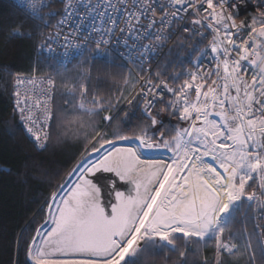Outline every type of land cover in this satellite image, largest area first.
I'll return each instance as SVG.
<instances>
[{
	"label": "snow or ice",
	"instance_id": "6c2138e0",
	"mask_svg": "<svg viewBox=\"0 0 264 264\" xmlns=\"http://www.w3.org/2000/svg\"><path fill=\"white\" fill-rule=\"evenodd\" d=\"M60 2L64 10L57 27L68 26L74 16H79V22L73 31L64 34V42L59 44L61 54L50 47L59 43V32L56 40L49 36L46 44L38 45L60 67L66 68L74 59L91 52L90 45L95 48L93 60L114 64L127 55L143 63L161 45L136 42L165 39L161 29L179 24L184 19L181 13L189 9L198 17L191 21L193 26L213 29L208 51L215 64L203 72L198 68L176 88L169 87L160 73L155 74L157 83L149 79L147 88L142 84L143 113L149 125L140 127V134L134 137L114 133L113 139H108L97 134L90 151L99 153L98 158L78 164L74 171L80 174L68 191L50 198L53 203L48 205L45 225L50 223L51 227L36 230L27 249L26 264H137L150 249L168 247L179 251L178 239L205 244L214 241L216 264H222V255L240 252L235 244L221 238L243 202H255L264 209V0H252L258 14L239 24L227 7L229 0H131V8L128 0ZM48 6L49 0H28L32 16L38 20H44L41 11ZM157 7L161 9L159 20ZM202 11L207 13L204 20L211 17L208 24H202L199 18ZM121 20L124 27L120 26ZM142 20L149 22L143 24ZM117 32L123 34L120 42L127 52L110 48ZM77 39L83 43H73ZM129 39L133 40L132 46ZM178 78L179 74L172 79ZM25 83L35 81L17 74V87ZM47 83L55 87L54 80ZM80 90L81 94L87 92L83 86ZM165 91L171 99L165 97ZM42 95L48 97V92ZM14 96V110L24 122L26 133L38 148L46 150L47 134L42 137L39 130L34 131L40 116L45 121L52 119L46 100L37 99L30 106L27 95L22 100L21 93L15 91ZM104 103L93 99V107H85L83 102L79 107L94 115L107 110ZM156 105L163 107L154 115ZM32 107L41 109L35 119ZM163 112L177 116L188 126L175 127L166 136L161 130L163 121L157 119ZM104 119L112 121L113 117ZM157 124L160 129L149 135L148 129ZM132 139L138 143L117 146L119 141ZM143 149H166L172 156L168 160L142 159ZM108 173L115 179L105 175ZM117 181L129 186L127 193L117 189ZM249 181L259 182V197ZM260 255L264 257V245ZM255 257L256 252H250V260L254 262Z\"/></svg>",
	"mask_w": 264,
	"mask_h": 264
},
{
	"label": "trees",
	"instance_id": "16d2710c",
	"mask_svg": "<svg viewBox=\"0 0 264 264\" xmlns=\"http://www.w3.org/2000/svg\"><path fill=\"white\" fill-rule=\"evenodd\" d=\"M63 10L64 4L60 0H50L49 6L41 13L49 24L45 27L44 20L29 17L13 0H0V264H26L28 246L43 221L44 203L84 151L78 140H58L62 133L59 114L63 111H56V108L60 102L63 104V99L57 93L46 150L35 146L14 110L17 74L30 73L34 68L39 73L51 72L56 66L46 55L38 54L37 46L40 41H46ZM51 12L59 15L52 17L49 15ZM14 32L23 35L14 36ZM202 44L198 36L179 37L165 56L161 70L165 65L172 70L180 55L187 56L190 50H197L196 46ZM106 72L104 69V75ZM102 116L100 112L93 118L100 127L104 125ZM158 118L164 124L162 131L167 127L173 130L183 123L169 112L161 113ZM146 120L139 112L120 111L115 122L126 134H132ZM240 231L245 232L243 228ZM167 250L144 254L137 264H216L213 248L208 250L206 262L202 255L190 250L184 258L180 257V251ZM250 264H264V257L258 255Z\"/></svg>",
	"mask_w": 264,
	"mask_h": 264
},
{
	"label": "rangeland",
	"instance_id": "374dc122",
	"mask_svg": "<svg viewBox=\"0 0 264 264\" xmlns=\"http://www.w3.org/2000/svg\"><path fill=\"white\" fill-rule=\"evenodd\" d=\"M190 53L191 59L188 63L186 62V59L189 58H186L184 59L185 63L177 62V66L174 67L175 69L173 68L170 70L167 68L168 65L164 66L163 73H166L165 75H168L169 72L174 73L170 81L172 88H176L180 83H183L184 79L187 78V73L191 70L193 60L199 54V51L191 50L189 51V54ZM104 69H107L106 75H104ZM41 74L53 76L56 81V93L63 99V104L61 105L60 102L56 108V111H63L61 114H59V124L62 127V133L58 138L59 142L69 139H71V141L78 140L81 144V147L84 148V151L44 203L43 221L37 229L44 225L46 219L48 218V205L52 203L50 198L58 194L78 164H80L91 153L92 155L96 153L91 152L90 150L93 143L96 141L97 134H102L108 139H113L114 133H119L130 137L139 135V130L132 134H126L124 131H122V129H120V126L116 124L115 119L120 111L139 112L142 117L147 119L143 112L140 111V100L136 96L133 97V100L127 102V97L133 90L136 81L134 76L120 64L108 65L103 61L93 60L92 57L85 56L66 68L55 66L51 72L42 71ZM177 74H179V78L174 81L172 78ZM81 86L87 89L85 94H81ZM166 98L171 99V94H168ZM93 99L104 101L105 103L103 107L107 110L98 111L97 114L89 115L80 109L79 105L81 102L84 103L85 107H93ZM161 107H163V105H161ZM158 111H160V109ZM100 112L103 113L102 118L104 121V125L101 127L98 125V123L93 121V118L98 117ZM107 113L116 115L114 120L108 126L106 125V121L104 119L105 114ZM164 113L166 112H163L162 114ZM157 119L161 120V118L159 119L158 117ZM147 120L140 126L147 127L150 123L149 120ZM113 125L114 127H112ZM187 126V123L183 122L176 127L182 128ZM156 129H160V124L149 128V135H152ZM164 132H166V136L172 134V130L168 127L164 129ZM96 147H99V144H96ZM142 152V157H146L148 153H153L154 155L160 156L172 154L166 149H143ZM249 184L252 185L251 190L256 193L257 197H259L262 191L259 187V182L249 181ZM262 215H264V209L258 207L255 202L245 201L242 203L241 210L234 215L230 226L226 229L221 238L222 241L230 245L235 244L240 249V252L232 255H222L220 257L222 264H250L253 262L249 258V254L252 251L256 252V260L257 256L260 255L261 245H264V226L260 224V217ZM241 226L245 232L240 231L242 229ZM36 235L37 231L34 233L32 240L34 237H36ZM249 243L251 245L250 248L248 247ZM176 246L180 253H184L183 256L180 255L181 258H184L185 254L190 250L197 255H202L205 262L209 259L208 250L213 248V255H215V259L217 261V252L214 241H209L205 244L203 242L194 243L189 240L178 239L176 241ZM167 249L170 248L163 247L150 249L144 254H153L154 252H160L163 250L168 251Z\"/></svg>",
	"mask_w": 264,
	"mask_h": 264
},
{
	"label": "built area",
	"instance_id": "2783aa9c",
	"mask_svg": "<svg viewBox=\"0 0 264 264\" xmlns=\"http://www.w3.org/2000/svg\"><path fill=\"white\" fill-rule=\"evenodd\" d=\"M13 2L26 15H28L29 17H31L33 19H36L32 16V14L28 8V0H13ZM96 2H97V0H91L92 4H95ZM159 2L160 3H166L167 0H159ZM215 2H216V0H214V3ZM233 3H235L234 8L232 7ZM128 7L129 8L132 7L131 0H128ZM203 7L206 8L207 5L205 4V5H203ZM227 7H229V9L233 12V15L236 19L237 24H239L241 20H246V21L249 20L250 16L253 13L258 14V12H256V9L253 5L252 0H243V3H241V0H229V5H227ZM43 9H42V11H43ZM168 10L171 11V9H168ZM42 11H41V13H42ZM81 11H82V6H81ZM62 14H63V12H62ZM181 15L184 17V19L179 24H176L171 29H168V28L161 29V32H162L163 36L165 37V39H163L161 41L141 40V41L136 42L137 44L150 43L153 45H156V44L161 45V47L155 48L153 53L143 63L140 60H136L134 56H133V58L129 59L127 55L123 59L118 58L116 63H114V64L122 65L134 76L136 83H135V86L133 87V90L131 91V93L127 97V102L130 100H133L134 99L133 97L136 96L140 100L139 108H140V111H142V112H143V108H144V100L142 99V96L140 94V89H141L142 84L144 85L145 88H147L148 85L146 84V82L149 79L152 80V82L154 84L157 83L158 82L157 76L155 74L160 73L161 78L163 80L167 81L168 86L171 87L170 81H171V77L174 73L169 72L168 75H165L162 71L163 69L161 70V66H162V62H163L165 56L170 51V49L172 48V45L174 44V42L179 37L186 36V35L198 36V38H200L201 41L203 42L202 45L196 46V49L199 51V54L193 60L192 68L187 73L186 79H188V75L190 73H195L198 68L201 70V72H203L204 70L214 68L215 61L213 60V54L210 51H208L209 46H210V42H211L212 36H213V29L208 28V27H203L202 25L201 26H193L191 21L195 18H198V17L196 15V13L192 12L191 9H189L188 13H181ZM206 15H207V13L202 11V13L199 17L202 19V24H208L211 21V17H209L208 20L203 19V16H206ZM160 16H161V9L157 7L156 8V19L159 20ZM61 18H62V15L60 16L59 20ZM78 22H79V16H74L73 19L69 22L68 26L57 27V24H56L54 27H52V30H51V33L49 36H51L53 38V40L57 39V37H56L57 32L61 33V35L59 37V43L50 45V47L55 49V52L57 54H61L63 52V49L59 46V44H62L64 42V34L67 32L73 31L75 24ZM141 22L143 24H148L149 21L148 20H142ZM87 23H88V21H85V25H87ZM43 25L45 27H49L48 22H47V25L45 23ZM120 26L124 27L123 20L120 21ZM156 27L159 28V24H157ZM185 27H187L189 29V31H187V32L183 31V29ZM198 32H199V34H197ZM122 37H123V34L120 32H117L115 38L111 39L110 48L117 49V50L123 51V52H127V49L124 47L122 42H120ZM46 43H47V41H40L38 43V45H42V44H46ZM73 43L81 44V43H83V41L77 39V40H74ZM128 44H129V46H132L133 40L129 39ZM90 47L92 48L91 52L86 53L85 55L79 57L78 59H74L72 61V63L68 64L67 66L75 63L76 61L80 60L81 58H83L85 56H90L93 58V53L95 52V48H94V46H91V45H90ZM37 48H38V46H37ZM37 52H38V54H44L48 57V54L46 52H42L39 48L37 49ZM202 53H205V54L202 55ZM38 54H37V56H38ZM185 58H189L188 61H190L191 53L189 54V52H188L187 56L182 54L179 58V63H181V62L185 63V61H184ZM51 60L54 62V64L57 67H60L58 65L56 59H51ZM198 61H199V63H198ZM106 64L112 65L111 63H106ZM19 75L21 77L25 78L26 80L27 79L34 80L35 83L34 84L25 83V84L17 87V85H16V77L17 76H16L15 80H14V92L19 91L21 93V99L22 100L24 99L25 95H27L30 106H31L32 102H34L37 99L46 100V102H47V104L51 110L52 119L45 121L43 116H40V111H41L40 108H38V107H32L31 108L34 119L37 116H40V121L37 123L36 129H34V131L39 130L40 135L42 137L45 134H47L48 139H47L46 143H48L50 136H51V126H52L53 117H54V99H55V95H56V81L53 78V76L41 74V73H39V71L36 68H34V70L30 73H22ZM49 79H52L55 81V87L54 88H52L51 86L48 85L47 82ZM213 79H216V78L213 77ZM218 83H219V81H218ZM43 91L48 92V97H44L42 95ZM168 94L169 93H167L165 91V97H167ZM15 100H16V98L14 96V104H15ZM158 106L159 105H156V107H154L152 109L153 114H155ZM105 116H111V117H113V120H114L116 115H112L111 113H107V114H105ZM19 119H20V123L22 124V126L25 130L26 126H25L24 122L21 120L20 116H19ZM112 121H106V125L108 126ZM41 124H43L44 127L41 128ZM29 137L33 142L32 137L31 136H29ZM34 144L36 146V143H34ZM260 220H261L260 224L262 226H264V215H262L260 217Z\"/></svg>",
	"mask_w": 264,
	"mask_h": 264
},
{
	"label": "bare ground",
	"instance_id": "6f19581e",
	"mask_svg": "<svg viewBox=\"0 0 264 264\" xmlns=\"http://www.w3.org/2000/svg\"><path fill=\"white\" fill-rule=\"evenodd\" d=\"M136 143H138V141H136V140L119 141V142H117V146L118 147H129V146H133ZM106 147H108V146L106 145ZM98 156H99V153H95L92 155V157L89 160H95L98 158ZM171 156H172V154L160 156V155H154L153 153H148V155L146 157H142V159H164V160H168ZM79 174L80 173L78 171H75V173L71 174L69 181L67 182V184H65V186L62 188L61 192L58 195H63L65 192H67L68 188H70L72 186V183L77 179ZM55 202L59 203V200L57 199ZM52 211L54 212V209ZM50 227H51L50 223L45 226V228H50ZM41 235H43V233H41Z\"/></svg>",
	"mask_w": 264,
	"mask_h": 264
},
{
	"label": "water",
	"instance_id": "95a60500",
	"mask_svg": "<svg viewBox=\"0 0 264 264\" xmlns=\"http://www.w3.org/2000/svg\"><path fill=\"white\" fill-rule=\"evenodd\" d=\"M92 157V153L90 154V155H88L83 161H85V160H89L90 158ZM73 173H75V171L74 172H72L71 174H73ZM106 176H109V177H112V174L111 173H108V174H105ZM113 179H115V177H112ZM69 179H70V177H69ZM69 179L67 180V182L69 181ZM67 182L65 183V184H67ZM65 184L62 186V188L65 186ZM62 188H61V190H62ZM117 189L118 190H121V191H125L126 193H127V191H128V189H129V186L128 185H126L125 183H123V182H120V181H117ZM61 190L58 192V194L61 192ZM57 194V195H58ZM56 195V196H57ZM52 203H53V201H52ZM45 225V224H44ZM44 225H42V226H44ZM41 228V227H40Z\"/></svg>",
	"mask_w": 264,
	"mask_h": 264
}]
</instances>
